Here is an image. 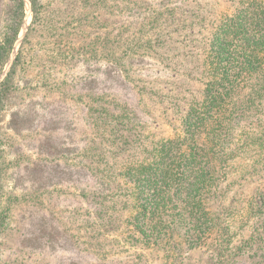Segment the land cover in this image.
<instances>
[{
  "label": "rangeland",
  "instance_id": "rangeland-1",
  "mask_svg": "<svg viewBox=\"0 0 264 264\" xmlns=\"http://www.w3.org/2000/svg\"><path fill=\"white\" fill-rule=\"evenodd\" d=\"M242 1L41 0L30 64L0 113V264H264V84L257 98L233 101L246 102L243 117L223 112L234 120L229 159L226 176L198 183L197 217L211 223L201 244L186 242L185 225L147 243L118 176L168 142L182 149L181 122L202 99V50ZM30 22L29 4L0 81ZM254 80L242 92L256 96Z\"/></svg>",
  "mask_w": 264,
  "mask_h": 264
},
{
  "label": "trees",
  "instance_id": "trees-1",
  "mask_svg": "<svg viewBox=\"0 0 264 264\" xmlns=\"http://www.w3.org/2000/svg\"><path fill=\"white\" fill-rule=\"evenodd\" d=\"M29 4L31 22L26 37L9 71L0 81V113L6 99L15 91L13 76L30 64L28 56L31 48L25 45L39 20L41 0H29ZM24 18V0H0V77L12 55ZM212 30L196 70L203 88L201 102L191 113H186L181 122L182 136L178 139L182 149L170 148L168 142L161 154L149 164H125L118 174L127 186L122 188L124 196L135 204L133 227L137 230L144 224L148 225L152 238L146 242L153 245L159 243L161 237L158 235L163 230H175L182 225L186 227L183 237H187L186 242L191 247L201 244L202 239L209 236L210 220L203 223L197 217L201 210V206L198 207L201 192L198 183L207 176L215 181L226 176L225 172L222 174V168L229 154H226L223 138L232 129L230 125L234 120L223 112L236 108L238 117H243L247 107L245 103L257 98L264 84V0L239 2L232 13L215 22ZM253 79L260 87L256 96L252 95L253 92H242L249 88L247 85ZM46 81L38 80L42 84L48 83ZM239 96L240 102L246 100L244 107L232 105ZM220 144L223 145L221 149ZM219 149L223 152L221 156ZM1 181L0 171V204ZM173 210H178V213L173 214ZM256 211L262 213L257 208ZM188 220L191 221L189 224L185 222ZM257 220L264 230V215H259ZM260 243L264 249V240Z\"/></svg>",
  "mask_w": 264,
  "mask_h": 264
},
{
  "label": "bare ground",
  "instance_id": "bare-ground-1",
  "mask_svg": "<svg viewBox=\"0 0 264 264\" xmlns=\"http://www.w3.org/2000/svg\"><path fill=\"white\" fill-rule=\"evenodd\" d=\"M24 5H25V18L23 21L22 29L24 28V26L26 25L27 20H28V10H29L28 0H24Z\"/></svg>",
  "mask_w": 264,
  "mask_h": 264
}]
</instances>
